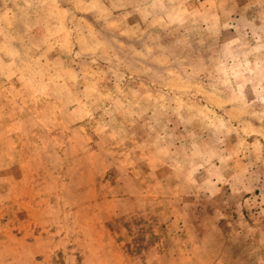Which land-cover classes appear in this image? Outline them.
Returning a JSON list of instances; mask_svg holds the SVG:
<instances>
[{"label": "rangeland", "instance_id": "rangeland-1", "mask_svg": "<svg viewBox=\"0 0 264 264\" xmlns=\"http://www.w3.org/2000/svg\"><path fill=\"white\" fill-rule=\"evenodd\" d=\"M0 264H264V0H0Z\"/></svg>", "mask_w": 264, "mask_h": 264}]
</instances>
